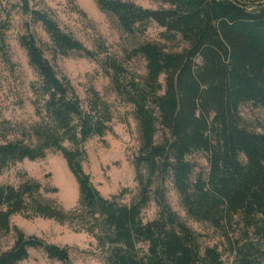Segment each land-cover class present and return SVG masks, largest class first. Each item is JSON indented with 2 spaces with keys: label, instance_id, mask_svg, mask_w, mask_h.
<instances>
[{
  "label": "trees",
  "instance_id": "16d2710c",
  "mask_svg": "<svg viewBox=\"0 0 264 264\" xmlns=\"http://www.w3.org/2000/svg\"><path fill=\"white\" fill-rule=\"evenodd\" d=\"M154 1L162 5L94 0L122 33L135 39L130 55H140L145 68L137 76L108 54L102 40L90 49L64 30L44 0H0V173L55 151L78 191L76 205L66 210L44 196L55 187L25 172L16 173L15 185L0 183V238L11 236L0 251V264H17L30 248L62 263L70 259L67 247L11 224L14 214L53 219L86 233L102 264H224L216 247L200 250L198 235L170 207L167 184L195 221L220 228L239 218L244 230L229 242L232 264H264V133L250 130L239 113L244 102L264 110V0ZM66 3L84 14L76 0ZM18 13L17 42L37 76L27 86L8 42ZM149 21L164 29L166 40L178 37L181 50L137 39ZM71 53L96 60L108 55L105 72L113 90L132 108L139 143L133 159L137 189L129 203L102 195L84 170V143L110 129L112 112L91 87L81 100L57 70V59ZM26 101L33 118L3 115L9 107L23 109ZM195 152L205 154L206 172L195 171L188 158ZM151 200L156 214L143 220L141 212Z\"/></svg>",
  "mask_w": 264,
  "mask_h": 264
},
{
  "label": "rangeland",
  "instance_id": "374dc122",
  "mask_svg": "<svg viewBox=\"0 0 264 264\" xmlns=\"http://www.w3.org/2000/svg\"><path fill=\"white\" fill-rule=\"evenodd\" d=\"M44 1L59 25L71 32L83 45L95 50V42L100 39L107 47L108 54L121 63L127 72L137 76L144 75V59L140 55H130L135 39L122 33L113 18L100 11L94 0H76L84 14L72 11L66 0ZM132 1L148 8H157L162 5L154 0ZM13 20L12 28L8 31V42L12 59L18 65L20 80L23 86H27L29 82L36 80L37 76L28 65L26 55L17 42L22 17L18 13L14 15ZM163 32L164 29L156 22L149 21L144 33L137 39L156 42L166 50H181L184 43L178 37L173 41L166 40ZM37 33L42 40H45L43 31L37 29ZM107 58L108 55L104 54H99L96 60L78 53H71L60 56L56 61V68L68 77L81 100H85L87 89L91 87L110 105L112 112L110 129L101 137L93 136L85 141L86 161L83 166L102 195L105 197L118 195L121 203H129L137 189L133 159L138 149V132L131 115V106L118 98L111 85L110 76L105 72V68L108 67L105 63ZM239 113L250 130L264 133V110L261 107L251 102H244L239 106ZM3 115L11 119L33 118L32 107L27 101L23 109L9 107ZM188 158L196 164L195 171H207L208 164L203 152H195ZM17 172H25L43 186L55 187V192L44 193V196L56 200L64 209L69 210L76 205L77 183L59 152L51 151L42 158L23 159L8 166L0 173V183L17 184ZM167 188L166 196L170 207L198 235L200 250L207 246L216 247L222 254L224 264H232L229 242L237 239L244 230L239 218L234 217L229 224L220 228H215L207 222L195 221L181 208L171 185L167 184ZM141 214L143 220H149L155 216L156 206L153 200ZM11 224L18 226L26 234H34L47 242L67 247L70 257L67 263H62L48 258L40 248H30L28 257L17 264H102L94 239L84 232L73 231L66 223L60 224L53 219L26 218L20 214H14L11 217ZM10 243V235L1 237L0 251L7 248Z\"/></svg>",
  "mask_w": 264,
  "mask_h": 264
}]
</instances>
